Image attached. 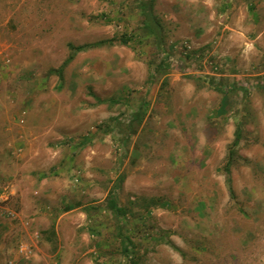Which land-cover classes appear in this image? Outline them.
I'll use <instances>...</instances> for the list:
<instances>
[{
    "label": "rangeland",
    "instance_id": "obj_1",
    "mask_svg": "<svg viewBox=\"0 0 264 264\" xmlns=\"http://www.w3.org/2000/svg\"><path fill=\"white\" fill-rule=\"evenodd\" d=\"M139 2L0 0V264H130L117 184L142 264H264V0Z\"/></svg>",
    "mask_w": 264,
    "mask_h": 264
},
{
    "label": "trees",
    "instance_id": "obj_2",
    "mask_svg": "<svg viewBox=\"0 0 264 264\" xmlns=\"http://www.w3.org/2000/svg\"><path fill=\"white\" fill-rule=\"evenodd\" d=\"M140 3V7L142 9L143 12V16H144V26L146 27L147 30H149L150 33H154L157 32V30H155V27L158 24V18L156 16L153 15V10H154V6H155V0H141ZM157 28V27H156ZM128 38H122V42L127 43ZM115 39H108V40H99V41H95V42H91V43H86V44H82V45H75L73 43H69L68 47L70 49V54L69 56L65 59V61L62 63L61 66H59L58 68H54L50 70L51 74H55L59 77V79L62 81L63 80V72L65 70V68L67 67V65L72 62V60L74 59L75 55L79 52L85 51L87 49L90 48H101L104 47L106 45H112L114 43ZM167 57V55L165 56ZM160 68H169V62L168 60L165 58V61H163L162 63L159 64ZM158 69H160L159 67H157ZM261 86V85H259ZM242 89H244L246 91V95L249 92V86L247 87H240ZM216 90H218L221 94L225 95L228 94V92L230 91V89H225V88H215ZM232 90V88H231ZM91 95L94 96V98L96 99L97 103H105L107 102V99H102L98 96H96L95 94H93L91 92ZM143 115L144 112L142 111V107H140V109L134 113L132 115L131 118V122H138L140 123L143 120ZM244 126H245V122L240 121L237 126H236V131H235V138L234 141L229 149V153L227 156V161L226 164L224 166V171L227 174V187L228 190L230 192V195L232 198L235 197V193L232 187V182H231V171H232V166L234 165L237 157H238V149H239V145L243 139V134H244ZM136 131L134 130V128L132 126H129V132L128 134H126V136L123 138V142H127V140L130 139V137L135 134ZM121 179H119V181H121ZM116 187H119V184H117ZM114 188L112 191H110V193L108 194L107 198H106V210L109 211L111 213V215L117 220L118 222V235L120 236L121 240H120V244H121V254H123L125 257H127L128 261L130 264H142L140 262V259L137 255V252L135 250V243L132 240V237L126 233H124L123 231V224L124 222L127 220L128 218V211L129 208L127 206H121L119 203V199L117 196V192L116 189ZM155 205H160L161 207H167L169 206L168 202H163L160 203V201L158 199H151V203L148 204V206H146V210L148 213L151 212L150 210V206H155ZM72 207V206H69ZM55 235L54 231L51 232V236Z\"/></svg>",
    "mask_w": 264,
    "mask_h": 264
}]
</instances>
